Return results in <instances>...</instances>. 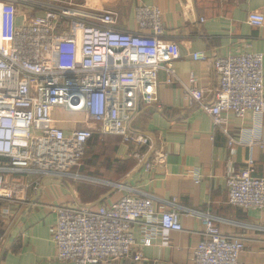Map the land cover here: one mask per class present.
<instances>
[{
    "label": "built area",
    "instance_id": "built-area-1",
    "mask_svg": "<svg viewBox=\"0 0 264 264\" xmlns=\"http://www.w3.org/2000/svg\"><path fill=\"white\" fill-rule=\"evenodd\" d=\"M135 21L136 31H121L116 28L115 11L97 10L75 0H0V202L19 203L30 188L38 192L45 178L82 180L79 171L96 133L119 136L136 148H153L150 139L134 134L131 126L140 104L159 105L158 75L165 71L176 77L174 65L181 52L178 44L162 39L160 8L140 4ZM248 24L262 27L264 16L251 13ZM195 58L205 60V54L197 53ZM214 62L219 83L213 104L206 105L207 90L190 77V85L184 88L190 106H201L213 126L223 130L225 113L239 118L263 114L264 55L245 53ZM172 82L170 78L168 83ZM54 110L80 116L90 129L57 127L72 117L55 116ZM229 139L232 148L236 141ZM248 144L263 148L264 138ZM152 150L151 167L164 166L167 148ZM254 172L250 160L244 171L227 178L229 203L240 211L264 209V178ZM16 176L38 179L21 182ZM156 201L138 192L97 210L56 208V260L141 262L135 225L152 227L157 236L184 230L179 212L157 214ZM189 213L205 227L204 240L194 249L195 264H240L244 241L225 236L211 214Z\"/></svg>",
    "mask_w": 264,
    "mask_h": 264
},
{
    "label": "crops",
    "instance_id": "crops-1",
    "mask_svg": "<svg viewBox=\"0 0 264 264\" xmlns=\"http://www.w3.org/2000/svg\"><path fill=\"white\" fill-rule=\"evenodd\" d=\"M81 2L97 10L115 11L116 28L129 32L137 30L135 8L140 4L162 11V39L178 44L181 58L174 65L176 77L160 71V103L140 104L131 130L149 138L152 149L167 148V162L151 167L154 152L149 147L136 148L119 136L96 133L94 137L98 138L89 143L79 171L82 180L45 178L38 192L30 188L19 203L0 202V264H69L56 260V208L89 206L97 210L138 192L157 199V214L177 210L184 230L157 236L152 227L135 225L136 251L142 252L143 260L130 258L106 264H195L194 249L204 240L205 227L191 211L211 214L225 236L244 241L240 264H264V209L240 211L230 205L226 183L228 177L244 171L250 160H254L255 177L264 178V147L248 144L264 138V112L245 118L223 114L225 133V129L213 126L211 116L201 106H190L184 91L190 77L197 78V87L208 92L206 105H211L219 83L214 62L217 58L264 55V26L248 24L249 14L264 16V0ZM197 53H204L205 60H197ZM61 113L54 110L55 116ZM56 126L69 131L64 123ZM230 137L236 141L232 148ZM15 179L32 182L38 178Z\"/></svg>",
    "mask_w": 264,
    "mask_h": 264
},
{
    "label": "rangeland",
    "instance_id": "rangeland-1",
    "mask_svg": "<svg viewBox=\"0 0 264 264\" xmlns=\"http://www.w3.org/2000/svg\"><path fill=\"white\" fill-rule=\"evenodd\" d=\"M62 1H67V0H62ZM76 3H81V0H75ZM23 10V8H20ZM35 14V12H34ZM66 113V112H65ZM63 114L61 113L60 115H63V118H67V117H72V118H68L66 121L67 123H64L68 130H72V129H90V127L88 126V124L83 123V118H81L80 116H76V115H71V114Z\"/></svg>",
    "mask_w": 264,
    "mask_h": 264
},
{
    "label": "trees",
    "instance_id": "trees-1",
    "mask_svg": "<svg viewBox=\"0 0 264 264\" xmlns=\"http://www.w3.org/2000/svg\"><path fill=\"white\" fill-rule=\"evenodd\" d=\"M97 138H98L97 136H96V137H93V138L90 140V142H91V141H92V142H93V141H96ZM90 142H89V143H90ZM88 145H89V144H88Z\"/></svg>",
    "mask_w": 264,
    "mask_h": 264
},
{
    "label": "water",
    "instance_id": "water-1",
    "mask_svg": "<svg viewBox=\"0 0 264 264\" xmlns=\"http://www.w3.org/2000/svg\"><path fill=\"white\" fill-rule=\"evenodd\" d=\"M153 152H154V150H153ZM153 152H152V153H153ZM151 155H152V154H151Z\"/></svg>",
    "mask_w": 264,
    "mask_h": 264
}]
</instances>
